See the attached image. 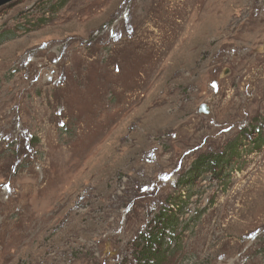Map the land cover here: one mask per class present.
<instances>
[{
	"label": "rangeland",
	"instance_id": "374dc122",
	"mask_svg": "<svg viewBox=\"0 0 264 264\" xmlns=\"http://www.w3.org/2000/svg\"><path fill=\"white\" fill-rule=\"evenodd\" d=\"M165 209L160 264H264V0L0 7V264H138Z\"/></svg>",
	"mask_w": 264,
	"mask_h": 264
},
{
	"label": "trees",
	"instance_id": "16d2710c",
	"mask_svg": "<svg viewBox=\"0 0 264 264\" xmlns=\"http://www.w3.org/2000/svg\"><path fill=\"white\" fill-rule=\"evenodd\" d=\"M202 162L203 161H201V163ZM198 165H200V163H198ZM202 170L203 169L199 170V172ZM176 219L177 217H174L172 211H168L166 209L163 214L158 216L156 224L160 226V228H156L155 233L151 231L146 237L142 236L141 241L143 243V247H141L138 251V264H160L161 260L164 262L166 261L170 255L169 251L173 250L171 249L172 242H178L175 224H173ZM163 250H166L169 255L166 256L165 254L161 256V254L164 253Z\"/></svg>",
	"mask_w": 264,
	"mask_h": 264
},
{
	"label": "water",
	"instance_id": "95a60500",
	"mask_svg": "<svg viewBox=\"0 0 264 264\" xmlns=\"http://www.w3.org/2000/svg\"><path fill=\"white\" fill-rule=\"evenodd\" d=\"M14 1L15 0H0V7H3L5 5H7V4H10V3L14 2ZM202 111H204V113L207 112V108H206L205 105L202 107Z\"/></svg>",
	"mask_w": 264,
	"mask_h": 264
}]
</instances>
